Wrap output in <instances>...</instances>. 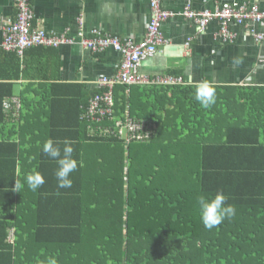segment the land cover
<instances>
[{
	"label": "trees",
	"instance_id": "1",
	"mask_svg": "<svg viewBox=\"0 0 264 264\" xmlns=\"http://www.w3.org/2000/svg\"><path fill=\"white\" fill-rule=\"evenodd\" d=\"M139 87L144 86H134L127 92L130 88L116 86L117 114L122 116L128 109L131 117L154 123L151 142L135 148V143L126 147L119 141L97 140L121 145L128 151L127 164L123 159L121 164L115 162V168L124 170L126 166L127 171L125 176L122 171L119 192L111 194L107 204L110 209L105 206L109 195L104 194L100 195L103 201L91 203L84 211L85 202L80 203L83 182L77 184L70 176L75 185L68 191L76 194L67 189L61 194L54 189L59 206L64 196L77 199L66 209L68 218L59 217L58 223H49L50 212L45 209L53 198L45 196L46 188L42 186L37 206L30 209L35 218H25L18 214L19 206H14L20 197L25 200L28 195L26 178L19 176L22 187L14 191V182L9 189V204L15 208L4 224L14 239L0 244V264H47L49 258H55L57 264H264V205L262 212L259 210L264 187L258 181L260 177L253 174L264 163L259 154L255 155L257 149L264 152V87H217L216 102L207 109L196 101L194 87L156 86L161 87L157 91L160 97L151 101L134 99V90ZM164 89L171 92L170 97L165 98L168 93L162 94ZM5 94L12 97V91ZM73 97L77 139L89 142L81 115L91 97ZM173 101L174 106H180V112H174L180 122L169 127L162 121V110L154 106L163 102L166 109V104ZM212 132L218 137L210 141ZM164 134H175L178 142L186 141L183 159L166 154L165 161L160 154H152L151 143ZM59 138L69 140L70 136ZM194 140L198 144L195 152L199 153L195 161ZM50 163L56 170V160ZM249 172L253 176L245 174ZM50 178V186L59 189L55 174ZM118 180L119 176L113 175L99 182L108 188ZM218 191L227 197L226 204L234 206L235 215L209 230L202 223L198 198L214 197ZM103 211L118 217L103 222L99 218ZM19 220L25 225L20 227Z\"/></svg>",
	"mask_w": 264,
	"mask_h": 264
},
{
	"label": "crops",
	"instance_id": "2",
	"mask_svg": "<svg viewBox=\"0 0 264 264\" xmlns=\"http://www.w3.org/2000/svg\"><path fill=\"white\" fill-rule=\"evenodd\" d=\"M31 2L36 25L49 33L65 34L73 43L57 49L33 48L26 51L22 58L15 53L0 50V244L10 241L9 236L4 240V235L9 233L4 224L14 206H19L20 216L24 214L25 218L30 219L36 216L30 209L37 206L39 189L32 191L28 188L25 200L20 197L12 208L9 204V189L19 180V176L25 179L28 174L39 172L45 178L42 185L43 189L46 188L45 196L53 198L49 201L50 206L45 209V212H50L49 223H58L59 217L68 218L66 209L70 204L77 203L75 197L64 196L59 206L55 190L61 194L65 189L68 193H76L68 191L70 188L56 189L54 185L51 187L49 184L52 181L50 177L55 174L50 163L54 159L46 156L42 150L43 144L49 139L56 142L62 150L65 140L59 137L70 136L69 140L74 148L73 158L78 162V168L71 177L78 181L77 184L83 182L80 203L85 202L82 207L84 211L91 203L103 201L100 195L104 194L109 195L105 203L107 206L108 201L112 199L111 194L119 192L122 171L125 176L127 167L125 166L124 170H121L120 166L115 168V162L121 164L123 159L127 164L128 151L117 144L78 141L73 95L77 98L82 94L88 98L92 97L100 90V79L112 78L117 74L121 55L111 48L93 52L83 46L82 42L84 39L93 38L94 30H100L105 35L121 40L132 39L140 42L144 39L152 18L150 0H31ZM235 2L256 4L260 11L264 12V0H165L164 8L174 14V17L162 26L167 44L160 47L154 57L141 64L140 74L150 80L173 76L180 80L181 83L175 85L180 87H194L195 83L202 80L212 82L215 88L251 85L264 87V42L258 43L255 38V34H264V23H251L243 28L231 27L230 30L236 39L230 43L224 42L217 21L211 22L204 32H199L196 24L183 15L187 6H191L196 12H204L214 11L219 6ZM14 17V0H0V44L3 26ZM234 58H241L243 62L234 66ZM189 75L192 77V84L188 83ZM156 86L160 85L136 88L134 99L155 100L160 97L157 91H160L161 87H173ZM142 90L145 94L141 92ZM8 91H12V97L19 98L22 102V116L18 121L9 120L6 115L5 104L11 97L4 93ZM165 91L168 93L165 98L170 97L171 92L166 89L162 94ZM172 96L178 97L175 94ZM173 103L174 101L166 104V109L161 111L162 121L172 127L180 122L179 118L169 115L180 112V106H174ZM174 135L164 134L162 138H156L151 143L154 147L152 154H155L154 152L160 154L165 161L166 154L178 156L179 160L183 159L186 141L178 142L177 136ZM213 136L218 137L212 132L210 141H213ZM176 141L177 146L174 144ZM192 143V153L194 152L192 160L195 161L199 154L195 152L198 144L195 140ZM139 146L141 145L137 144L135 148ZM161 146L164 150H161ZM257 154L260 155V160L264 159V152L257 149L255 155ZM245 158L250 160L248 154ZM254 159L257 158L254 156ZM254 166L250 169L253 170ZM244 167L249 169V166ZM250 172L245 174L251 176L257 174L258 178L260 177L257 180L264 187V163L258 166L257 172L253 174ZM113 175L119 176V180L113 185L107 188V184H100V179ZM74 185L72 184V187ZM124 188H127L126 184ZM260 200L259 210L262 212L264 195ZM107 208L110 209L109 205ZM109 214L103 211L99 213V218L104 222L118 217ZM18 225L21 227L25 224L19 220ZM9 234L14 238L12 232Z\"/></svg>",
	"mask_w": 264,
	"mask_h": 264
},
{
	"label": "built area",
	"instance_id": "3",
	"mask_svg": "<svg viewBox=\"0 0 264 264\" xmlns=\"http://www.w3.org/2000/svg\"><path fill=\"white\" fill-rule=\"evenodd\" d=\"M164 2L165 0H150L152 18L147 33L140 42L132 39L121 40L105 35L100 30H94L93 38L83 40V46L93 52L111 48L121 55L117 74L112 78L100 79L99 88L102 92L94 94L88 105L83 108L81 121L87 124L88 138L91 141H119L128 147L133 143H149L153 139L156 129L154 123L131 117L128 109L122 116L117 114L114 90L116 86L129 89L139 85L175 86L181 83L173 76L150 80L139 72L141 64L154 57L159 48L167 44L162 26L173 18L174 14L164 8ZM14 7L15 17L2 28L1 51L15 53L22 58L26 51L33 48L57 49L73 43L65 34L49 33L35 24L31 0H14ZM183 15L196 24L199 32H204L211 22L217 21L224 42L230 43L236 39L230 30L231 27L243 28L251 23H264V12L260 11L256 4L249 2L224 4L214 11L204 12H196L191 6H187ZM255 38L258 43L264 42V34H255ZM5 107L9 120H20L22 102L19 98L11 97Z\"/></svg>",
	"mask_w": 264,
	"mask_h": 264
},
{
	"label": "clouds",
	"instance_id": "4",
	"mask_svg": "<svg viewBox=\"0 0 264 264\" xmlns=\"http://www.w3.org/2000/svg\"><path fill=\"white\" fill-rule=\"evenodd\" d=\"M243 61L241 58H234V66H238ZM192 77L189 75L188 83L192 84ZM195 99L201 107L207 109L210 108L216 102V88L215 85L208 81L202 80L195 83ZM64 146L61 150L60 146L52 139L47 140L43 144V153L56 160L57 169L55 170V177L58 188H71L72 179L71 174L77 170L78 162L73 158L74 148L70 140L63 142ZM45 183V178L39 172H33L26 176L27 187L32 190H38ZM22 185L16 181L14 191L19 192ZM227 197L222 191H218L214 197L211 198H198V204L200 208L201 220L205 228L211 230L214 227L220 225L226 218H231L235 215V208L231 204H226ZM47 264H57L55 258H49Z\"/></svg>",
	"mask_w": 264,
	"mask_h": 264
},
{
	"label": "rangeland",
	"instance_id": "5",
	"mask_svg": "<svg viewBox=\"0 0 264 264\" xmlns=\"http://www.w3.org/2000/svg\"><path fill=\"white\" fill-rule=\"evenodd\" d=\"M164 107H165V106H164V103H163V102H160L158 105L154 106V108H156L157 110H164ZM172 115H173V117H174L175 115H177V113H173ZM21 116H22V115H21ZM169 127H172V126L169 125ZM13 239H14V238H13V236L11 235V236H10V240L13 241Z\"/></svg>",
	"mask_w": 264,
	"mask_h": 264
}]
</instances>
